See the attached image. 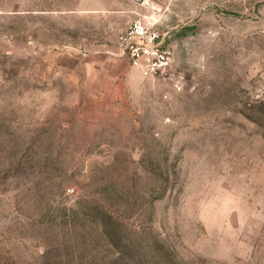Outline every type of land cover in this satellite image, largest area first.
I'll use <instances>...</instances> for the list:
<instances>
[{
    "label": "rangeland",
    "instance_id": "374dc122",
    "mask_svg": "<svg viewBox=\"0 0 264 264\" xmlns=\"http://www.w3.org/2000/svg\"><path fill=\"white\" fill-rule=\"evenodd\" d=\"M0 264H264V0H0Z\"/></svg>",
    "mask_w": 264,
    "mask_h": 264
},
{
    "label": "built area",
    "instance_id": "2783aa9c",
    "mask_svg": "<svg viewBox=\"0 0 264 264\" xmlns=\"http://www.w3.org/2000/svg\"><path fill=\"white\" fill-rule=\"evenodd\" d=\"M120 55L143 75L166 77L169 74L172 51L165 46L157 28L142 19L133 20L118 40Z\"/></svg>",
    "mask_w": 264,
    "mask_h": 264
},
{
    "label": "crops",
    "instance_id": "0c3cea01",
    "mask_svg": "<svg viewBox=\"0 0 264 264\" xmlns=\"http://www.w3.org/2000/svg\"><path fill=\"white\" fill-rule=\"evenodd\" d=\"M120 62H122V61H120ZM135 69H137V68H135Z\"/></svg>",
    "mask_w": 264,
    "mask_h": 264
}]
</instances>
